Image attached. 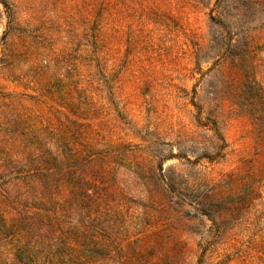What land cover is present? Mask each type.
Returning <instances> with one entry per match:
<instances>
[{
    "label": "rangeland",
    "instance_id": "374dc122",
    "mask_svg": "<svg viewBox=\"0 0 264 264\" xmlns=\"http://www.w3.org/2000/svg\"><path fill=\"white\" fill-rule=\"evenodd\" d=\"M5 1L10 8L0 2V47L5 43L11 13L17 22L10 31V41L15 44L5 59H0V144L11 146L21 141L18 136L23 133L30 139L39 121L55 128L62 126V115L56 109L37 104L38 70H31L30 65L38 58L23 46L18 35L27 37V45L42 39L46 48H40L41 53L69 48L67 63L75 65L71 56L81 57V0ZM206 1L210 8L214 6L215 0ZM231 1L227 3L232 6L227 20L245 40L241 71L222 61L227 55L220 48L223 42L217 46L200 38L218 29L209 20L210 8L175 0L176 13L160 11L154 16L158 19L149 20L143 31L121 28L116 38L113 32L104 61L108 77L104 78L97 109V119L105 125L98 137L99 148L119 139L135 144L139 143L136 135L157 134L161 145L169 142L174 153L181 151L185 156L164 165L175 166L191 179L189 186L181 184L179 188L190 193L209 179L210 191L215 197L226 196L229 203L225 219L210 227L211 222L201 214L209 213L208 208L198 213L185 211L189 206L146 201L148 195H159L161 189L133 174L142 165L138 168L134 160L125 164L121 157L115 176L137 199L128 204L134 221L112 226L120 238L109 250L81 246V264H264V0ZM222 3L227 5L226 0ZM25 49L28 51L20 53ZM57 71L53 70L52 80L58 78ZM68 71L62 70L66 80L75 74ZM78 71L81 74V67ZM59 91L51 89L58 97ZM21 119H26L28 126L23 127ZM214 120L224 137L221 150L212 148L220 147L208 125L213 127ZM66 122L62 117L63 125ZM7 175L0 173V178ZM1 189L0 264L7 237L3 227L11 213ZM7 196L15 200V195ZM213 201L209 199L210 207L217 211L220 205H213ZM51 245L49 264H55L64 253L59 241L53 240ZM37 261L43 264L44 258L39 255Z\"/></svg>",
    "mask_w": 264,
    "mask_h": 264
},
{
    "label": "trees",
    "instance_id": "16d2710c",
    "mask_svg": "<svg viewBox=\"0 0 264 264\" xmlns=\"http://www.w3.org/2000/svg\"><path fill=\"white\" fill-rule=\"evenodd\" d=\"M181 1L194 7L202 4L210 8L206 0ZM222 1L225 0H215L210 8L209 20L218 29L212 35L204 34L200 38L203 43L207 41L217 46L223 42L220 48L227 55L222 57V61L226 60L231 68L241 71L244 36L234 32L227 20L228 8L232 7L228 5L230 0H226L227 5H223ZM0 2L5 8H10L5 0ZM176 6L175 0H81V57L74 59L77 56H71L75 65L67 63L70 60L69 48L41 53L40 48H46L42 39L27 45V37L18 35L23 46L29 47L38 58V62L30 65L31 70L34 67L38 70L34 95H40L37 104L56 109L67 122L63 125L61 117L59 122L62 126L55 128L49 122L44 124L39 121L36 125L39 127L30 139L23 133L18 136L21 141L11 146L0 144V173L8 172L6 177L0 178V186L2 194L6 195L4 205L7 212H11L3 227L7 237L1 264H38L39 255L44 258L43 264H49L53 240L60 242L61 252L64 253L55 264H70L76 260H80L81 264V252H84L81 246L88 248L92 245L98 250H109L120 238V232H113L112 226H125L128 219L132 223L135 218L128 210V204L137 202V199L127 193L121 179L115 176L117 167L121 168L118 161L121 157L125 159V164L134 160L138 168L142 165L133 174L161 189L160 196L151 193L146 201H165L180 208L189 206L190 210L185 211L194 209L198 213L208 208L209 213L203 211L201 214L211 222L210 227L220 225L225 219L229 203L226 196L215 197L208 186L209 179L206 178V184L196 186L190 193L179 188L181 184L189 186L191 179L175 166L164 168V165L168 160L180 161L185 156L181 151L174 153L169 142L161 145L157 134L136 135L139 143L135 144L119 139L105 143L102 149L98 147V137L105 125H100L97 109L103 94L104 78L108 77L104 61L109 56L107 48L113 43V32L116 38V32L121 28L143 31L149 20L158 19L154 16L160 11L172 15L177 11ZM16 24L15 14L11 13L3 36L5 43L3 48L0 47V59H5L11 44H15L10 41V31ZM202 46V43L199 44V47ZM71 49L75 51V48ZM26 51L28 49L20 53ZM62 65L65 66L60 69ZM80 67L81 74L78 73ZM53 70H58V78L52 80ZM62 70L75 74L66 80ZM79 79L81 82L78 83ZM51 89L60 90L59 97ZM193 104L199 108L197 103ZM21 120L23 127L28 126L25 125L26 119ZM214 122L213 127L208 125L220 147L213 145L212 148L221 150L223 144L220 140L224 137L216 120ZM109 124L106 123L107 126ZM45 137L48 140L45 141ZM115 147L119 151L113 152ZM129 166L132 165L125 167ZM7 195H15V200ZM209 199H214L212 204L220 205V209L212 211ZM86 258L90 257L86 254Z\"/></svg>",
    "mask_w": 264,
    "mask_h": 264
}]
</instances>
